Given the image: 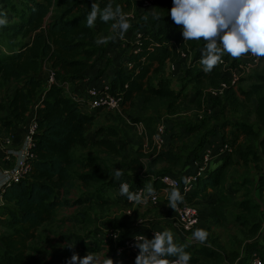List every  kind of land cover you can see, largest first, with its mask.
<instances>
[{
    "label": "trees",
    "instance_id": "1",
    "mask_svg": "<svg viewBox=\"0 0 264 264\" xmlns=\"http://www.w3.org/2000/svg\"><path fill=\"white\" fill-rule=\"evenodd\" d=\"M125 1L127 3L121 6L124 12L134 7H137L140 12L152 8L143 9L139 0ZM8 2L13 7L12 12L15 11L12 17L15 21L1 28L0 86L11 82L15 84V92L5 103L0 104V135L29 122L33 105L46 91L48 77L45 67L47 65L54 71L57 81L47 90L42 100V107L37 111L36 120L39 130L34 135L35 145L31 148L33 157L28 159L31 165L30 175L5 189L3 204L0 206V212H4L3 215L6 217L5 232L0 236V264H30L32 244L40 239L43 227L56 222L60 210L80 203L70 199L73 189L78 186V181L83 187L97 185V192L87 194L90 201L101 204L109 201L104 192L113 184L98 185V183L102 182V178L108 175L110 170L104 167L101 159L97 157H75V149H86L93 145L110 155L122 154L123 148L117 142L120 136L118 131L104 127L94 130L97 120L94 115L96 112H83L80 105L66 94L67 84L81 81L88 72H91L95 80L94 85L99 84L102 78H107L110 81L111 93H123V105L133 107L138 100L148 104L157 100H178L187 91L188 86L195 81L210 82L215 87L225 82L231 88L232 71L244 72L245 64L241 59H231L230 56L224 55L222 58L228 64L225 68L218 64L210 73H205L199 63L202 58L203 42L184 43L181 26L175 25L171 17L166 15L159 20L140 22L137 29L143 32L140 43L129 45L128 53H122L120 50L121 53L118 55L120 66L111 76L107 68L114 64V58L106 57L107 50L104 54L101 51L102 54H100V47L96 41L110 32L113 21L103 23L97 19L94 27L87 26L86 16L93 0H30L26 9H18L11 1ZM107 3H100V7L103 8ZM156 3L161 7L168 6L172 4V0H156ZM56 5H66L67 9L59 16L50 18L52 9ZM112 5L115 7L114 3ZM131 33L132 30H128L127 34ZM117 41V39L110 41L107 49L116 50ZM134 47L137 48V53L133 51ZM183 55L186 56L185 59ZM126 59L132 64L131 68L125 65ZM188 59H190L189 62ZM175 63L181 77L180 84L176 88L174 81L165 76L166 68ZM101 69L106 72L101 74ZM171 75L175 76L173 73ZM257 78L260 80L261 77L255 79L250 77V80L254 82ZM230 88L227 92L231 91ZM194 96L199 103L202 93L195 91ZM246 96L248 100H256L255 115L264 121V95L253 94L251 97L248 94ZM209 98L211 102L216 100V97ZM228 100L236 107L238 102L236 96H230ZM255 127H252V136L247 135L242 143H248L252 157L254 155L256 158V161L252 163L250 157H247L246 161H250L246 165L251 166L250 163H252L259 166L257 185L253 192L254 197L258 199L261 197L264 185V134L260 127ZM204 128V126L190 125L188 129L196 131L204 130ZM227 128L231 129L230 134L225 131ZM167 129H169L168 126ZM93 130L94 135L91 134ZM218 132H222L223 141L230 139L233 149L240 143L241 139L236 128L225 125V120L219 122L213 131L209 130L206 138L215 137ZM169 138L170 136L168 141ZM235 140L237 141L234 143ZM203 151L204 149L197 150L185 160L183 155L170 149L168 157L157 155L153 161L149 162L147 175L139 177L130 173L127 174L129 178L123 177L120 181L127 180L132 185L142 188L144 185L151 184L155 191L159 192L161 188H164L160 177L169 174V166H180L179 173L174 176L180 177L189 167L192 157H198ZM138 152L140 156L132 159L128 165L129 172L135 173L146 167L140 159L143 156L140 149ZM243 160V152L235 148V154L232 152L224 156L223 164L219 168L210 169L196 181L193 191L183 197L181 204L194 205L196 200L208 198L210 189H217L222 185L227 177L228 169L234 165L243 164ZM161 162L166 167L158 169L157 165ZM75 169H82L85 172H80L76 176ZM120 197L127 204L125 197ZM79 201L84 200L81 198ZM206 201L213 210L214 201L211 199ZM258 206L261 220L260 203ZM212 214L211 212V217L214 218L215 215ZM90 218L92 221L94 217L85 211H80L66 218L65 221L85 224L90 222ZM137 231L136 227L129 228L124 232V237ZM260 232L261 225L258 223L253 233L259 237ZM75 238L77 245L86 252H101L104 248L103 243L95 242L93 246H90L86 238ZM177 244L186 246L185 251L191 255L189 264H199L202 257L218 259L217 254L206 247H200L199 244L190 245L183 242ZM262 244L256 242L249 245L248 255L240 264H249L251 252L262 247L264 245ZM261 254L264 258V254L262 252ZM239 258L236 257L232 263ZM110 259L114 264H135V257L124 251L114 250Z\"/></svg>",
    "mask_w": 264,
    "mask_h": 264
},
{
    "label": "rangeland",
    "instance_id": "2",
    "mask_svg": "<svg viewBox=\"0 0 264 264\" xmlns=\"http://www.w3.org/2000/svg\"><path fill=\"white\" fill-rule=\"evenodd\" d=\"M11 1L14 7L18 9H26L30 0H0V12L6 14L7 25L13 23L12 19L14 12L13 7L10 6ZM82 1V0H79ZM98 1V2H97ZM99 5L102 2H109V0H97ZM115 6L120 7L127 3L125 0H111ZM172 7L160 6L156 3L149 12H140L138 9H132L124 13L134 15L132 11L136 10L137 22L130 21L131 29L137 31L139 24L143 21L145 15L148 16L147 20H153L152 13L155 12L159 17L164 18ZM67 9L66 5H56L50 14V18L59 16ZM2 29L0 28V33ZM109 43L103 44L100 47V51H104L109 46ZM123 48H121L122 50ZM231 58V57H230ZM232 59V58H231ZM242 59V58H240ZM190 59H188V62ZM109 64V63H108ZM189 64V63H188ZM49 69H47V72ZM106 70L101 69V74ZM167 76H171L169 68L165 71ZM165 75V76H166ZM175 76H173L174 78ZM250 77L256 81L251 82ZM176 80V79H175ZM232 87L230 92L228 89L220 96L216 97V100L211 102L209 97L212 96L213 89L218 86H213L210 82H193L188 86L187 91L178 100H157L148 104L142 100L136 101L133 107L128 105H122L119 109L114 110H101L95 113L96 127L112 128L118 131L120 134L117 142L121 145V155H110L106 151L96 146H89L88 148H76L74 151L75 157H97L101 159L104 167L110 170V173L104 176L102 182L99 184H113V193L107 194L106 204H101L96 201H90L88 193L97 192V185L94 187H83L78 181L77 187L73 189V194L70 199L75 202H80L74 207L65 208L59 211V217L56 222L51 223L43 227L40 232V239L32 244V251L30 253V264H67V261L73 254L78 255L80 258L85 257L89 252L84 251L77 245L75 237H84L89 242L90 246H93L95 242L103 243L105 246L101 252L89 253L94 258V264H102L103 260L110 258L113 251L116 249L114 243H104L102 239L105 236V232L110 229L120 230L123 233L132 227L137 221L139 215L137 210L133 217L127 216L124 212L126 210V203H115V189H118V183L121 178L128 177L130 174L128 165L132 158L137 157V147H143L144 133H140L136 129V125L141 124L144 127L143 132H153V137L156 135L157 127L162 122L168 124V133L170 140H174L173 136H176L177 140L182 138V132L187 133L190 125L204 126L206 132L213 131L219 122L225 120V125L228 127L236 128L239 133L240 143L236 144V149L243 152V164L234 165L227 171V177L223 181L222 185L217 189H210V196L205 199H200L195 202L194 206L199 210H205L209 214V219L204 221L206 223L207 240L204 244H199L200 247H206L211 250L212 253L217 254L218 259L214 260L209 257H202L199 264H240L243 258L247 257V248L251 244L261 242L264 244V236L257 237L254 234L256 224H260L259 218V200L254 197V189L257 185L259 166L253 164L256 158L252 157V151L249 150L248 143L242 142L246 139V136H252V127H260L264 134V121L258 116L256 117L255 104L256 100H248L246 95L252 97L253 94L264 95V61L261 60L257 67L246 69L244 72L232 71L231 74ZM176 84V82H174ZM174 84V85H175ZM195 91L202 93V99L198 103V100L194 96ZM202 91V92H201ZM15 92V84L3 83L0 86V104L6 102V100ZM187 93V95H186ZM231 97H237L238 102L236 107L228 100ZM210 107V109H209ZM94 130L91 134L94 135ZM231 130V129H229ZM237 140L234 141V143ZM148 145L145 149V154H148L152 150V142L148 141ZM154 143V139H153ZM243 145V146H242ZM144 148V147H143ZM170 148L184 149L183 155L185 160L189 158L195 151L189 150V146L179 143H171ZM235 148L233 154H235ZM246 152V153H244ZM250 157L252 163L251 166H247L246 158ZM146 162H149L147 157H142ZM223 164V160L216 162L212 161V169H217ZM116 170H121L123 175L119 180L115 179ZM84 173L82 169H75L76 176ZM134 175L144 176L147 175V171L138 170L137 173H131ZM247 178V179H244ZM82 189V190H80ZM213 195V196H212ZM213 198H212V197ZM217 197V198H215ZM83 198L84 201H79ZM211 199L214 201V209L212 210L210 204L206 201ZM85 211L94 218L89 223H79L72 221H65L66 218L75 215L77 212ZM141 211V210H140ZM215 216L212 218L210 213ZM4 212H0V236L5 232L4 224L5 216ZM159 212H157L158 215ZM145 214V213H144ZM212 214V215H213ZM153 215V214H151ZM149 216V215H147ZM146 216V217H147ZM68 238V239H67ZM262 244V245H263ZM198 245V244H197ZM72 246L74 248H69ZM264 254V245L258 247ZM240 257L236 262L232 261Z\"/></svg>",
    "mask_w": 264,
    "mask_h": 264
},
{
    "label": "clouds",
    "instance_id": "3",
    "mask_svg": "<svg viewBox=\"0 0 264 264\" xmlns=\"http://www.w3.org/2000/svg\"><path fill=\"white\" fill-rule=\"evenodd\" d=\"M167 15L175 25L181 26L184 43L203 42L202 58L199 63L205 73H210L222 63L224 55L232 59L250 55L256 62L264 60V0H172V7ZM152 17L156 20L160 19L155 12L152 13ZM97 19L103 23L113 21L111 24L113 35L98 39L97 44H105L117 38L123 39L131 27L127 14L119 5L113 7L111 0L103 8L93 0L86 16L87 26L94 27ZM143 19L147 21L148 16L145 15ZM7 22L6 14L0 12V28L6 27ZM122 175L121 170H116L115 179L119 180ZM184 182L187 183L186 178ZM164 191L167 193L168 207L176 209L183 201L181 193L177 188H166ZM145 192L147 196L143 195ZM120 195L126 196L130 202L143 204L149 197L154 199L156 191L151 184H147L133 193L129 191L127 184H122ZM207 235L205 230L196 229L189 239L204 244ZM134 239L136 243L133 246L139 250L135 264H189L190 262L191 255L185 251L186 246L178 245L170 230L154 232L152 239L144 235H137ZM168 257L175 259L170 260ZM67 264H94V258L89 253L83 258L73 254ZM102 264H114V262L106 258Z\"/></svg>",
    "mask_w": 264,
    "mask_h": 264
},
{
    "label": "built area",
    "instance_id": "4",
    "mask_svg": "<svg viewBox=\"0 0 264 264\" xmlns=\"http://www.w3.org/2000/svg\"><path fill=\"white\" fill-rule=\"evenodd\" d=\"M139 3L143 9H149L155 5L156 0H139ZM142 34V31H136L134 33L135 37L132 41L133 45L134 43H140ZM133 51L135 53L138 52L137 48L135 47ZM183 57L184 59L186 58L185 55H183ZM260 62H256L255 58L247 55L246 61L244 62L245 68H255L260 64ZM220 64L224 68L228 65L224 58H222V63ZM125 65L128 68L132 67V64H130L127 59ZM48 69L49 71L47 72L48 79L46 91L42 94L41 99L32 107L30 120L27 125V131L24 138L16 142L15 136L12 133H4L0 135V206L3 204V193L5 189L12 184L19 183L21 180L27 178L30 175L31 165L28 162V159L33 157L31 148L35 145L34 135H36L39 130L38 122L36 120L37 111L40 109V107H42V100L45 98L47 90L57 83L54 71L51 68ZM170 70L171 73L175 75V77H180L176 63L170 65ZM65 88L66 94H68L69 85L67 84ZM227 89L228 84L222 82L217 88L213 89L212 96H220ZM70 97L76 101L80 107H83L88 113L98 112L105 109H119L124 102L123 93H111L110 81L106 78H102L99 84L90 86L87 89L85 95L71 94ZM135 127L140 133H144V127L141 124H138ZM168 136L169 133L167 126L164 122H162L157 127L156 135L153 138L154 146L157 151H162L166 147L168 143ZM232 152V142L230 139H226L216 150H214L213 147H208L207 149H204L202 154L198 157H192L189 167H187L185 173L182 176L174 177L172 175L166 174L160 177V181L163 184L164 189L177 188L182 197H184L193 191L196 181L204 176L210 169H212V161H217L218 158ZM185 178L187 179V183L184 182ZM173 181L176 183L173 184ZM122 184H127L129 191L133 193L137 192L139 189H142V187H136L127 180H122L118 184L119 195ZM143 195L147 196V192H145ZM123 197H125L128 205H137L135 202H130L126 196ZM258 200L260 202L262 212V217L260 220L261 232L259 236L261 237V235L264 233V185L263 192ZM147 202L152 205L157 204L159 202L158 195L156 194L154 199L149 197ZM127 212L131 213V210H128ZM174 213V219L180 231L190 232L199 224V210L194 205L179 203L177 208L174 209ZM154 232H162V230L152 227L124 237V233L122 231L110 229L105 232V236L102 241L104 243H114L116 244L115 250L119 252L124 251L136 258L139 250L133 246L136 243L134 237L137 235H144L148 239H152ZM173 259H175V257ZM249 264H264V258L259 248L251 252Z\"/></svg>",
    "mask_w": 264,
    "mask_h": 264
},
{
    "label": "crops",
    "instance_id": "5",
    "mask_svg": "<svg viewBox=\"0 0 264 264\" xmlns=\"http://www.w3.org/2000/svg\"><path fill=\"white\" fill-rule=\"evenodd\" d=\"M134 9L137 10L138 8L134 7ZM136 10L132 11V13L134 15L126 13L128 16L129 22L132 20H134L133 22L138 21L136 18ZM149 11L150 10H148V11L145 10L143 12H149ZM130 29L131 28H129L128 30H130ZM127 33H128V31L125 33V36L123 39L117 38L118 45H117L116 50L115 49L109 50V49L105 48V50H107V53H105V55H107L106 57L109 56V58H114V64L112 66H110L109 68H107L108 74H110L111 76H112L113 71L120 66V63L118 61L119 60L118 55L121 52L122 53H128L129 52V45H131V43L135 37L134 30H132L131 34H127ZM110 35H113L112 29H110V32L102 35L101 38H105V37H108ZM101 46H103V44H99V47H101ZM121 48H123V49L120 52ZM104 51H103V54H104ZM108 51H110V52H108ZM99 52H100V54H102L101 51H99ZM241 60L243 62H245L246 56L242 57ZM48 68H50V67L47 65L45 67L46 73H47ZM168 68H169V72L171 74L170 65L166 69H168ZM98 69H99V67H98ZM165 75H166V73H165ZM168 78L170 80L176 82V84L174 83L175 88H176V86H178L180 84L179 82H180L181 77H174L173 78V76L172 77L168 76ZM94 82H95L94 77H92L91 72H88L87 76L83 80L78 81V82L73 83V84L72 83L68 84L69 85V91H68L67 95H69V96L71 94H73V95H78V94L79 95H85L87 92V89L90 86H93ZM81 108H82L83 112L88 113L83 107H81ZM209 109H210V107H209ZM28 123L24 124L21 127H17L15 129L13 128L12 130L9 131V133H12L15 136L16 142H18L24 138L26 131H27ZM165 124H166V126H168L167 123H165ZM168 128H169V126H168ZM225 131L228 132V134L231 133V131L228 128ZM183 132H185V131H183ZM183 132H182V138H180V140L179 139L177 140L176 138H178V137H176V136H173L174 140H170V138H169V141H168L166 147L162 151H157V149L155 148L154 143H153V138H154L153 134L151 135V132L149 134L147 132H144L145 137H147V135H148V137L145 140H143V147L144 148L140 147V146L137 147L138 145L135 147L137 150V155H138L137 157L140 156L138 149H140V152L143 154V156L140 157V159H142V162L146 165L145 169H143V170H145V171L148 170L149 162L153 161L157 155H162L165 158L168 157V151H170V149L175 150L180 155H183V151H185V150L182 148H180V149L170 148L171 143H179V144H182V146H185V144H186L187 146H189V150H191V151L199 150L200 151L203 149H207L208 147H213L214 150H216L224 140L223 139L224 136L222 135V132H218L215 137H209V138H206V134H207L206 129L196 130V131H189V129H188L187 133L183 134ZM206 140H207V142H206ZM148 141L152 142L153 148H152V150L149 151L148 154H145L144 152H145V149L149 143ZM229 154H225L222 157L218 158L216 162L222 161L224 156H228ZM185 156H184V158H185ZM142 157H147L149 162H146ZM134 158H136V157L134 156L132 159H134ZM164 167H166V165H163L162 162L157 165L158 169H163ZM180 168H181L180 166H178V167H174L172 165L169 166V169H170L169 175L176 176V174L179 173ZM140 170H142V169H140ZM137 172H138V170L135 173H137ZM130 173H132V172H130ZM137 176L143 177V176H140L138 174H137ZM112 187H113V185H112ZM112 187L109 190L104 192L105 197L107 196V194L113 193ZM114 194H115V197H114L115 200H113V201L115 203L122 202V199L118 193V189L117 190L115 189ZM156 194L159 197V202L155 205L149 204L148 202L143 203V204L133 205V206L126 204V210L124 213L127 216L133 217L135 215L136 210H137V214L139 215V217L137 218L138 221L132 227H129V228L136 227V228H138L137 232L144 231V230H146L148 228H152V227L158 228L162 231L170 230L174 234V239H175L176 243L183 242V243L190 244V245L200 244V243L192 242L189 239V237L191 236L192 232L195 231L196 229H203V230L206 229V223L204 221L209 219V214L205 210L199 211V224H198V226L190 232L180 231L178 229L176 222H175V219H174V217H175L174 210L168 207L169 201L167 199V194L164 191V188L163 189L161 188L159 192H156ZM199 200L200 199L196 200L195 202H198ZM128 210H131L130 215L127 212ZM157 212H159L158 215H157ZM151 214H153V215H151ZM147 215H149V216H147ZM210 216H211V213H210ZM5 221H6V219H5ZM104 248H105V246H104ZM104 248L102 250H104ZM171 258H174V257H168V259H171Z\"/></svg>",
    "mask_w": 264,
    "mask_h": 264
}]
</instances>
